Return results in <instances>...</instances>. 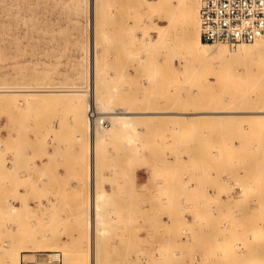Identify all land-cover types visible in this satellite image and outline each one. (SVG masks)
<instances>
[{
    "label": "rangeland",
    "instance_id": "374dc122",
    "mask_svg": "<svg viewBox=\"0 0 264 264\" xmlns=\"http://www.w3.org/2000/svg\"><path fill=\"white\" fill-rule=\"evenodd\" d=\"M141 3L0 0V88L11 89L0 91V264L44 228L47 248L22 249L18 264L54 249L61 264H174L185 244L192 264H264V61L196 57L181 18ZM46 87L62 91H28ZM93 91L159 113L91 154V128L108 119L95 111L91 123ZM211 108L233 110L200 111Z\"/></svg>",
    "mask_w": 264,
    "mask_h": 264
},
{
    "label": "bare ground",
    "instance_id": "6f19581e",
    "mask_svg": "<svg viewBox=\"0 0 264 264\" xmlns=\"http://www.w3.org/2000/svg\"><path fill=\"white\" fill-rule=\"evenodd\" d=\"M139 1L142 2L143 4H145L147 6L146 8L148 10H151L153 12L161 11L163 14L169 15L170 16V19H169L170 25H173V26L176 25V21H178L181 18L182 23H183L182 39H183L184 46H185V48H187V50H189L196 57H199V58L204 60V59H209V58H213L216 56H222L225 58L224 60L227 63H229V61H231V62L232 61H235V62H238V61L244 62L245 61L246 62V60L264 61V40H263L264 38H262V37L255 38L256 41L253 42L252 44H245L244 46L242 45L243 47H241L239 52L229 51V48L226 46L224 47L222 45V43L219 46H213L214 42L212 43L210 41L203 40L201 37V16H200V7H201L202 0H155L152 4L149 3V0H139ZM143 4L141 5L142 7H143ZM247 42H249V41H247ZM6 90H11V89L0 88V91H6ZM67 90H70V89H67ZM28 91H29V93H38L41 91H47V92L48 91H50V92L57 91L58 92V91H62V89L50 88V87L47 88L46 87V88H31ZM72 91L82 93L83 88L73 89ZM83 92L85 93V91H83ZM94 93L95 92L93 91V97H94L93 100H92V98L88 100L89 101L88 104H89V106H91V110L94 111V114H92V113L89 114L91 116L89 118L91 120V123H92V121H94L95 125H98L96 123L98 121L97 118H99V115H101V116L104 115V116L108 117V119L105 120V121H107V124H104V123L99 124V126H97V128L93 127V129H94L93 131L91 128V134L89 136V137H91V140L93 142V144L92 145L90 144V147H89V152L91 154H93L95 149H96V141L99 140L100 141L99 143H101V141L103 142L105 139L108 138L109 135L112 134L111 131H116L117 128H119V127H121V128L132 127L133 126V117L135 115H144V114L145 115H152V114H156V113L158 114L159 113V112H150L147 110H142V111H132V110H128V109L118 110L115 107V105L113 104L112 94L108 95L103 100L101 98L102 97L101 94L99 96H96V93L99 94L98 91L95 94ZM238 93H240V92H238ZM234 96H235L234 98L233 97L232 98L230 97V98L231 99H235V98L237 99L236 95H234ZM243 96L244 95H242V97L240 96V98L238 96V99L244 98ZM250 97H251V95H250ZM98 101L100 102V104H98ZM231 104L234 105V103H231ZM226 105H228V103ZM222 107H224V106H222ZM227 107H229V106H227ZM211 109L210 110H208V109L207 110H200V111L202 113H214V114H216L217 111H219L220 112L219 114L229 115L231 113V111L233 110V109L230 110V108L229 109L228 108H225V109L221 108V110H213V109L211 110ZM217 109H220V108H217ZM95 111H96V113H99L98 116H95ZM195 113H197V112L192 110V111H184L181 114L192 115ZM77 135L79 137L83 134L78 133ZM125 135L126 136H124V137H125V139H127V142L132 141L134 139L133 134H128V135L125 134ZM134 142H135V140H134ZM93 183H94L93 184V199H92L93 216L95 218L97 217V221L100 222V221H102V219H100L102 217V205L104 203H106V201H102V199L104 197V192L102 190H98V188L96 190V182H93ZM93 226L96 227V219H94ZM92 228L93 227H91V229ZM258 237H260V236H258ZM22 241L26 243L25 244L26 247L24 246L22 249H32V250L46 249L47 246L49 245V242H50L49 231H47L46 228H44L41 230H31L30 232H25L24 235L22 236ZM22 249L17 247L14 251H12V252L10 251V252L6 253L4 264H18L20 252ZM54 250H56V249H54ZM51 252H54V251L51 250ZM62 253H63V251H62ZM27 258H29V257H27Z\"/></svg>",
    "mask_w": 264,
    "mask_h": 264
},
{
    "label": "built area",
    "instance_id": "2783aa9c",
    "mask_svg": "<svg viewBox=\"0 0 264 264\" xmlns=\"http://www.w3.org/2000/svg\"><path fill=\"white\" fill-rule=\"evenodd\" d=\"M200 16L201 37L205 41L236 43L264 38V0H202ZM103 123L107 121L102 119ZM53 251L37 261L23 255L21 264H61L62 251Z\"/></svg>",
    "mask_w": 264,
    "mask_h": 264
},
{
    "label": "crops",
    "instance_id": "0c3cea01",
    "mask_svg": "<svg viewBox=\"0 0 264 264\" xmlns=\"http://www.w3.org/2000/svg\"><path fill=\"white\" fill-rule=\"evenodd\" d=\"M35 176H37V175H35ZM188 217L190 218V219H192V214H189L188 215ZM198 240V239H197ZM185 247H183V249H181V251L184 253V255H187L185 258H183V259H181L180 261H176L174 264H192V260H191V258H190V256H189V250L187 249V247H189V245H184ZM188 250V251H187ZM199 252V254H198V256H197V260H200V251H198ZM175 254L176 253H178V252H174ZM180 253V252H179ZM212 264H218L217 262H214V263H212Z\"/></svg>",
    "mask_w": 264,
    "mask_h": 264
}]
</instances>
